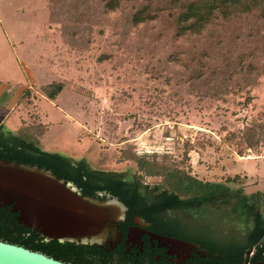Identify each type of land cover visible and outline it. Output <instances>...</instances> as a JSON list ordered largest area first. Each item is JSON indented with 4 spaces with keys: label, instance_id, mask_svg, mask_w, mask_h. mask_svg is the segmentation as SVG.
Instances as JSON below:
<instances>
[{
    "label": "rangeland",
    "instance_id": "obj_1",
    "mask_svg": "<svg viewBox=\"0 0 264 264\" xmlns=\"http://www.w3.org/2000/svg\"><path fill=\"white\" fill-rule=\"evenodd\" d=\"M48 1L0 0V125L17 134L19 128L40 124L42 150L85 158L94 169L116 172L129 164L102 159L117 157L126 145L139 155L167 153L179 160L183 141H202V147L187 154L189 173L209 182L235 175L245 179L242 193L262 195L259 211L264 217V158L237 159L246 148L264 152L262 138L249 146L242 140L246 126L264 125V75L247 92L228 93L223 101H202L186 93L180 103L157 98L140 55L141 43L148 41L142 25L123 32L120 12L98 14L100 20H94L99 24L78 39L62 28V8H53L52 16ZM51 82L63 88L50 101L42 87ZM26 88L27 102L17 103ZM189 213L194 214L189 226L202 234L232 236L250 227L232 209Z\"/></svg>",
    "mask_w": 264,
    "mask_h": 264
},
{
    "label": "trees",
    "instance_id": "obj_2",
    "mask_svg": "<svg viewBox=\"0 0 264 264\" xmlns=\"http://www.w3.org/2000/svg\"><path fill=\"white\" fill-rule=\"evenodd\" d=\"M48 2L51 11L56 6L62 8V17H59L62 28L78 39L85 38L95 22L99 24L98 14L102 17L120 12L118 22L123 32L142 25L148 41L141 43L140 55L153 80L157 98L167 97L180 103L186 93L200 96L203 99L198 100L202 101H223L228 93L247 92L249 87L256 85V79L264 75V66L259 63L264 61V0ZM62 88L61 83L51 82L42 87V92L51 101ZM28 97L26 88L17 103L27 102ZM245 103L242 106L245 107ZM43 131L40 124H29L14 134L0 125V159L50 169L58 178L74 185L82 195L103 191L127 208V219L147 212L163 215L172 211L189 218L194 216L190 211L200 208L232 209L240 222H250L245 245L221 249L219 255L241 254L245 248L262 245L264 217L259 211L262 195L259 192L244 195L245 179L236 175L226 176L220 182H209L194 177L185 168L188 152L202 147V141H183L179 160L167 153L139 155L133 146L126 145L117 157L112 154L111 158L104 156L102 159L129 164L125 171L116 172L94 169L85 158L73 159L42 150L38 136ZM259 138L264 143V125L253 123L243 129L245 146ZM16 215L10 208L0 209L1 242L39 252L62 263L134 264L132 260H122L121 249L119 253H107V247L97 249L91 245L47 241L39 232L17 224Z\"/></svg>",
    "mask_w": 264,
    "mask_h": 264
},
{
    "label": "water",
    "instance_id": "obj_3",
    "mask_svg": "<svg viewBox=\"0 0 264 264\" xmlns=\"http://www.w3.org/2000/svg\"><path fill=\"white\" fill-rule=\"evenodd\" d=\"M105 200L83 196L50 169L0 159V207L17 213L15 221L48 240L100 245L119 233L113 228L127 208L107 194ZM111 236H110V235ZM0 264H70L0 241Z\"/></svg>",
    "mask_w": 264,
    "mask_h": 264
},
{
    "label": "flooded vegetation",
    "instance_id": "obj_4",
    "mask_svg": "<svg viewBox=\"0 0 264 264\" xmlns=\"http://www.w3.org/2000/svg\"><path fill=\"white\" fill-rule=\"evenodd\" d=\"M98 192L101 191H94L89 197L105 200L104 195H97ZM126 212L124 219L113 226L119 233L114 246L109 243L110 237H106L99 246H91L97 249L107 247V253H119L121 249L122 260H132L134 264H264V234L261 246L252 245L241 254L219 255L221 249L245 245L247 232L232 236L230 232H221L219 236L212 232L211 235L202 234L199 229L189 226L187 216L172 211L163 215L148 212L136 214L129 219ZM223 236L227 240H221Z\"/></svg>",
    "mask_w": 264,
    "mask_h": 264
},
{
    "label": "built area",
    "instance_id": "obj_5",
    "mask_svg": "<svg viewBox=\"0 0 264 264\" xmlns=\"http://www.w3.org/2000/svg\"><path fill=\"white\" fill-rule=\"evenodd\" d=\"M256 152L257 151H255L253 148L252 149L246 148L241 155L237 156V159H239V160H252V159H259L262 157L264 158V152L262 150L258 151V153H256ZM150 153H152V152H150ZM137 154H139V153H137Z\"/></svg>",
    "mask_w": 264,
    "mask_h": 264
}]
</instances>
